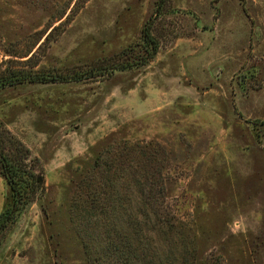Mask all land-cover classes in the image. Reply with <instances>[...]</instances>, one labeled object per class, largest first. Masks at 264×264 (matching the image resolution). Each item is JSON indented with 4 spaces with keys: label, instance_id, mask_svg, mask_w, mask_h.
Segmentation results:
<instances>
[{
    "label": "rangeland",
    "instance_id": "1",
    "mask_svg": "<svg viewBox=\"0 0 264 264\" xmlns=\"http://www.w3.org/2000/svg\"><path fill=\"white\" fill-rule=\"evenodd\" d=\"M148 22L156 55L118 69L141 61ZM18 72L56 80L0 89V131L44 178L0 264H91L101 235L71 223L72 199L104 150L131 146L156 152L190 264H264V0H0V79Z\"/></svg>",
    "mask_w": 264,
    "mask_h": 264
},
{
    "label": "trees",
    "instance_id": "2",
    "mask_svg": "<svg viewBox=\"0 0 264 264\" xmlns=\"http://www.w3.org/2000/svg\"><path fill=\"white\" fill-rule=\"evenodd\" d=\"M150 28L148 22L141 30L144 53L141 61L135 65L122 64L118 69L142 66L154 58L158 45ZM103 68L96 67L88 74L111 73L115 67L109 64ZM81 77L76 74L71 80L79 81ZM54 79L43 73L18 72L0 79V89ZM121 150L118 153L109 147L96 158L78 184L70 205V221L77 228H82L81 232L87 239L92 237L91 233L101 235L91 264H140L158 253L161 257L164 249L169 254L168 258L173 260L171 264H177L174 254L182 250L181 246L185 257L178 264H190L187 259L189 243L178 239L179 227L168 218L163 204L164 183L160 172L154 168L156 152L145 146L122 147ZM31 162L28 149L8 133L6 139L4 131H0V175L10 193V204L0 213V236L14 223L20 211L44 190L43 174ZM85 249L88 256L93 254V247L86 245Z\"/></svg>",
    "mask_w": 264,
    "mask_h": 264
}]
</instances>
